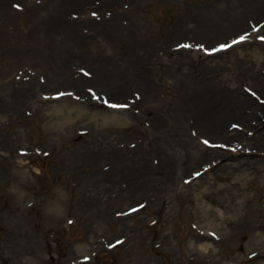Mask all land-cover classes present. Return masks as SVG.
<instances>
[{
    "label": "rangeland",
    "instance_id": "374dc122",
    "mask_svg": "<svg viewBox=\"0 0 264 264\" xmlns=\"http://www.w3.org/2000/svg\"><path fill=\"white\" fill-rule=\"evenodd\" d=\"M33 1L40 6L36 14L46 17L53 31L64 30L65 21L58 22L57 26L49 11H45L46 7L54 6L52 1L56 0ZM90 1L104 2L105 6L89 12L68 6L62 15L72 21L80 20L79 26L85 32L88 28L95 31L81 20L92 15L90 18L99 22L107 15L111 17V9L121 7L128 10L121 16L124 20L121 25L130 28V35L119 40L114 38L111 46L102 43L103 36L97 35L102 42L98 38L91 39L81 47L67 51L64 48L45 62L36 58L35 65L27 60L0 71V81H3L0 85H4L3 78L9 73L14 84L21 87L18 89L32 80L43 84L28 95L29 99L19 102L15 112L10 109V96L6 99L8 102H0L7 105L0 107V264H67L71 261L78 264H221L239 253L264 251V161L257 171L234 162L239 157L250 160V146L238 139L213 137L204 131L197 134L195 128L190 127L197 145H178L181 141L170 138L173 142L169 146L170 156L186 151L183 163L171 162V168L166 159L161 162L164 167L157 168L159 172L141 177L140 180L146 182L143 189L126 191L124 184L129 181L126 177L130 170L138 168L137 163L132 165L127 151L133 154L137 142L143 139L144 146L151 138L139 127L144 122L148 127L152 119L136 118L140 110L133 103V95L137 93L135 87L139 90L138 81L123 84V89L127 88L121 90V86L104 79L98 84L84 80L71 84L54 82L52 76H46V73L62 72L61 61L73 74L89 77L92 69L104 73L107 62L117 61L120 67L131 69L135 57L147 68L148 90L161 92V97L167 96L165 99L170 102L180 92L178 83L181 82L177 81L183 78L173 77L170 73L173 69L194 79L212 74L222 90L229 91L225 97L227 103L237 102L234 92L238 89L261 105L264 95L256 92L258 89L252 80L256 77L259 85H264V40L260 39L264 35V14L259 13L264 0H143L132 3L137 5L134 10L129 0H116L111 4L106 0ZM247 4H254L259 12L249 13L245 9V23L249 19L252 25L241 28L232 16ZM134 14L138 18L135 25L131 23ZM21 15L26 21V14ZM25 21L17 28L16 21L0 26V36L5 39L0 49L15 42L18 47L10 53L23 50L30 55L27 48L31 38L40 35L47 39L49 31L30 23L26 26ZM240 35L246 39L216 56L223 44ZM53 41L51 39L52 45L62 44L63 47L62 42ZM179 42L187 45V49L182 50L187 53H179V49L171 52ZM122 44L125 48L130 45L138 48L130 51L133 57L127 54L129 60L119 50ZM207 49L209 53L214 51L208 58ZM190 55L194 60H189ZM94 58L97 61L94 62ZM180 58L189 62L175 64ZM208 63L216 69L204 71ZM171 65L173 68L169 70ZM32 71L36 74L31 75ZM88 90H95L96 94ZM56 91L67 95L51 99V93ZM100 94L115 103H105L106 97H99ZM111 104L127 107L113 108ZM181 110H187L183 112L185 115H194L195 111L193 107ZM154 112L152 109L150 115ZM185 115L179 117L182 125H185ZM228 120L235 126L241 124L248 136L256 135L251 130L255 120L248 119L247 126L234 114H229L226 122ZM173 123L172 127L178 130L176 125L181 123ZM149 127L154 130L153 126ZM137 130L140 131L135 132ZM201 138L208 139L206 145ZM212 140H218L219 144L227 142L232 149L216 146ZM209 148L230 152L233 159L221 170L212 169L216 165L208 162L212 155L204 156ZM237 151L244 155L236 154ZM150 156L155 154L150 152ZM153 163L158 162L145 160V166ZM141 169L139 166L138 170ZM204 199L216 210L229 205L225 219L212 210L202 212ZM242 214L246 230H234L229 218ZM23 247H29L28 252L21 251ZM49 252L53 257L48 262Z\"/></svg>",
    "mask_w": 264,
    "mask_h": 264
},
{
    "label": "bare ground",
    "instance_id": "6f19581e",
    "mask_svg": "<svg viewBox=\"0 0 264 264\" xmlns=\"http://www.w3.org/2000/svg\"><path fill=\"white\" fill-rule=\"evenodd\" d=\"M114 1L116 0H106L105 2L111 4ZM142 1L143 0H129L130 4L131 3L136 4ZM52 2L55 3V5L51 6V8L46 7L45 11H49V15L52 17V20L55 21V24L57 26H58V22L65 21L64 23L65 26H63L64 30L59 32H57V30L53 31L54 29L48 26V21L46 20V17H41L36 14L37 9L40 6L34 4L27 5L26 12L30 14L29 20L31 21V23L30 21L27 22L26 26L29 25V23L33 24V27L39 25L42 27V29L49 31V34H47L48 37L47 39H45L40 35H37V37L35 36L34 38H31L27 48V50L30 52V55H28L26 52H22L23 50L16 53H10L15 48L18 47L17 44H12L9 45L8 48L4 47L3 49H0V71L2 72L7 71L11 68H14L15 64H18L20 62H25L27 60H30L35 65L36 58L44 59L45 62L46 59L48 60V58L55 55V53L58 54L60 51L57 48L59 44L53 43L52 45L51 39L52 41L55 40L53 42H57V41L62 42L63 43L62 49L64 50L65 48L66 50L64 51H67L68 49L74 48L75 46L81 47L83 45H86L88 42H91V39L93 41H96L99 35L103 36L102 39L103 42L99 38L98 39L102 43L108 46L112 45V41H114V38H116V40H119L120 38H123L122 36L130 35L131 32L130 28L128 26L121 25L122 17L119 18V16H121V14L123 15L127 13L125 12L126 10L124 11L121 7L111 9L113 17H116L118 15V17H116L114 21L112 19H108V17H104L100 19L99 22L91 18L82 20L83 22L81 23L83 25L93 26L92 28H95V31H92L87 27L88 31L85 32L82 30L83 28L79 26L80 20L72 21L71 19H68L65 15H62L63 11H65V9H68L69 8L68 6H75L77 8H80L81 10L90 9L94 6L95 8L93 9V11H98L99 9H102L105 6L104 2L97 1L93 3L90 0H56ZM45 5L46 3L44 4V6ZM245 9L248 10L249 13L258 14L259 12L258 7H255L254 4L251 5L247 4L246 7L242 11H240L242 13L238 12L237 14L232 16L234 17L235 23L241 28L250 24L249 19L245 23L244 17L247 13ZM261 9L262 10L259 13L263 12L264 14V4L261 7ZM16 14H18V11H15V9L10 8L9 0H0V18L4 19V21H7L10 20L11 16ZM137 19L138 18H135V14L132 15L131 23H134L135 25ZM133 27L134 26H132V28ZM135 31L136 30H134V32ZM118 32H120V34H118ZM4 40L5 39L0 36V45L4 42ZM9 48L10 50L8 51ZM119 50L120 51L122 50V52L126 54L127 60H129L127 54L133 57L130 51H136L138 50V48L136 45L134 46L130 45L125 48V45L122 44ZM182 50L184 49H181V52L187 53L186 51H182ZM70 53L71 52H69V54ZM221 53L223 52L217 53L216 56H218ZM119 54L124 55L122 53ZM196 55L197 53L195 54V56ZM66 57H68V54L66 55ZM206 57L208 58L210 56L206 55ZM193 58L194 56L190 55L189 60L190 61L194 60ZM184 59L185 58H180L179 60L176 59L175 64L177 63L183 64L185 62L187 63L189 62L188 59L187 60ZM93 61L94 62L97 61V58H94ZM133 61H134V65L132 66L131 69H128V67L125 66L120 67L117 61H115L114 64H112L111 62H107L106 64H104L106 66L104 73L101 74L99 71H95L92 69L93 72H90L91 73L90 77H85L81 74L73 75L71 72L72 69L66 66L62 61L60 62V67L63 66L62 69H64L62 70V72L54 73L53 75H51L50 73L49 74L46 73V76H52L51 79H53L54 82L60 81V83H71V84L73 82L77 84L81 82V80H84V82L98 84L99 82L102 81L101 79H104L107 80L106 82H108L109 84H116L117 86H121L119 87L121 88V90L127 88L125 87L123 89V84L127 86L128 84L130 85L132 82L134 83V81H138L139 90L135 87V90L137 91L138 95L133 101L134 105H136V107L140 110L137 111L138 114H136V118H139L141 116L142 120L144 117H146V120L152 119V124L148 125V127L144 126L145 124L144 121H143L144 124L142 123V127H141V123L139 127V129L142 131L143 134L149 133L151 135V138L148 139V143L144 146H142V144L144 143L143 139L137 142L136 143L137 150L135 149L133 154L130 151H127L129 153V158L132 161V165L137 163L138 168L139 166H141L142 169L138 170L137 168V170H130L129 176L126 177L129 179V181H127L128 184H124L125 189H127L126 191L138 192L140 189H143V186L144 184H146V182L145 180H140L142 179L141 177H144L145 175L149 177L155 171L159 172L157 168L160 166L164 167L163 163L161 164V162L166 159H167L166 161L170 163L171 168H172V163L177 165L182 164L186 156V151H182L179 154L176 153L175 157L174 156L172 157V155L170 156L171 149L169 146H171V143H173L170 140V138L174 140L178 139L177 141H181L178 145L180 144L197 145L196 143H194L195 137L192 136L191 134L192 130L189 132L190 127L195 128L197 134L204 131L205 133L213 137L220 136V138L222 139L233 138L232 140L235 139L241 140L244 145L250 146L251 151H250V156L248 157L251 159L248 160L247 157H243V158L239 157V159H236V161L234 162H236L237 166H241L242 168L246 166H251L255 171L260 169L259 166L263 164L262 162L264 161V103L260 105L258 101L254 100L252 96L247 95L245 92L240 91L238 89H236V92H234V94L238 98L237 102L227 103L225 97L228 96L227 92L229 91L222 90L220 83L217 81L216 78H214L212 74L209 75V73H207L209 76H205V77L200 76L198 79L188 78L187 75L184 77L181 73H175L172 69L173 68L172 65L169 69V70L172 69L170 71L172 76L175 78H180V77L183 78L177 81V82H181L178 83L180 87V92L178 93V95H175L173 101L170 102L169 99L168 100L165 99L166 96L164 98L161 97L162 96L161 92L157 93V90L154 89H151V91L148 90L150 87V85H148L150 83L149 80L150 76L147 73H145L147 70L146 66L144 64H139V62L135 60V57ZM206 66H208V69L204 68L203 70L207 72H209L212 69L213 70L216 69V66L210 63L206 64ZM142 67H145L144 69L145 72L139 71L140 68ZM32 74H35V72L34 73L32 72ZM7 75L8 76L6 77H9L11 73ZM252 81H253V85L258 89L257 91L256 90L255 91L258 94L260 92L264 95V85L263 86L259 85L256 77ZM14 83H15L14 81H9V82L5 81L4 85H0V95L2 90L4 91L3 94L0 96V102H8L6 99L7 97L10 96L11 97V99H9L11 103L10 109L14 112L16 111L17 109L16 106H18L19 102L26 101L27 99H29L28 95L35 93L36 91H38V89H40L43 86L42 84L37 83L35 80H32L31 82L26 83V86H24V88L22 87L23 89H18L21 87L16 86ZM101 90L102 93H105L103 92V89ZM107 90L109 93L110 92L109 89ZM160 98H162L163 100H161ZM91 103L93 102L90 101V104ZM187 103L189 104L192 103V104L189 105ZM165 105L166 108L163 109ZM6 106L7 105H0V107L2 108H6ZM194 106H199V107H194ZM186 107L190 109L193 107V109L195 110L193 112L194 115L192 114L185 115L184 113H186L187 110L183 111L181 109H184ZM152 109H155L154 115H150L152 114L150 113ZM229 114L231 115L234 114V116L238 117L241 121H244L245 126L249 125L248 119L255 120V122H253L254 126H252L251 130H253L254 134L256 132V135L248 136L247 134H245L243 128L240 127L242 126L241 124L239 126L238 125L235 126V124L228 123L229 120L226 122V119L229 116ZM182 115H185L186 117L185 125H182L181 123L182 119L179 118L180 116L182 117ZM169 119H171L170 122ZM173 122L181 123L176 125L178 130H175L172 127V124H174ZM149 126H153L154 130L150 129ZM140 130H137L135 132H139ZM201 139L203 141V138ZM211 142L217 143L219 141L212 140ZM223 144H225L226 146L229 145L227 144V142L226 143L223 142ZM209 149L211 150L210 151L206 150V154H204V156L205 158H209L207 157V155L210 156L212 155L211 157L213 158H210L208 161L209 163L216 164L212 166V169L214 168L216 170H221L224 167H226V165H229L230 161L233 159L232 154L230 152L219 151L216 148L215 149L209 148ZM150 152L154 153L155 156H150ZM243 152L244 153L246 152L245 149ZM236 154L244 155L240 151H237ZM224 159H227V162L223 161ZM145 160H151V161L156 160V162L158 163H153V165L150 164L148 166H145ZM214 161L217 162L214 163ZM181 168L184 167L181 166ZM181 168L179 170V173H181ZM136 172H138V174ZM234 180L238 182L237 178H235ZM206 189H208V187ZM205 193L206 192H204V195ZM202 206H203L202 212L212 210V212L217 213L218 211L214 209L212 205L210 206L205 199L202 201ZM229 210H230L229 205L227 206L225 205L224 209H220L218 212L221 214V216H225L226 215L225 212ZM233 218L235 220H233ZM244 218L245 216L243 214L242 216L240 215L239 217L233 216L229 218V223L232 224L235 230L245 231L246 227H245Z\"/></svg>",
    "mask_w": 264,
    "mask_h": 264
},
{
    "label": "snow or ice",
    "instance_id": "6c2138e0",
    "mask_svg": "<svg viewBox=\"0 0 264 264\" xmlns=\"http://www.w3.org/2000/svg\"><path fill=\"white\" fill-rule=\"evenodd\" d=\"M95 15V13L93 14ZM244 39H246L245 36H241L239 38L240 41H243ZM262 40H264V37H261ZM233 43H238V41L234 40ZM230 45H222L221 47H229ZM185 47H187V45H185ZM107 103V101L105 102ZM110 107H113V108H119V107H127V105H119V104H111ZM205 143H207V141H205Z\"/></svg>",
    "mask_w": 264,
    "mask_h": 264
}]
</instances>
